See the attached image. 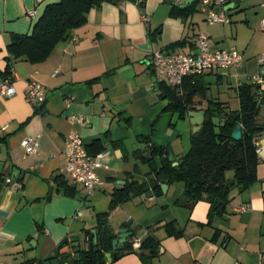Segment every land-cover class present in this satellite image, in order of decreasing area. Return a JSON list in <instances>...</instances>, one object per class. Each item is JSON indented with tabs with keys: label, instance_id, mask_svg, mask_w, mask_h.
Instances as JSON below:
<instances>
[{
	"label": "crops",
	"instance_id": "1",
	"mask_svg": "<svg viewBox=\"0 0 264 264\" xmlns=\"http://www.w3.org/2000/svg\"><path fill=\"white\" fill-rule=\"evenodd\" d=\"M56 1L0 0V71L7 62L11 34L30 32L45 6ZM140 3L104 0L90 8L85 22L56 42L45 58H20L12 64L7 77L15 94H0V126L6 124L0 129V260L52 264L57 259L67 264L62 255L86 249L84 231L97 226L96 213L107 211L106 223L114 233L127 225L141 239L151 233L157 247L151 252L122 246L116 250L121 254L105 258V264H264V151L257 156L254 179L245 187H231L224 207L212 208L205 197L188 202L180 198L183 186L172 183L165 192L148 189L109 209L115 189L149 174V162L143 158L148 143L141 136L167 144L176 159L189 146L178 129L179 120L189 116L165 108L168 100L161 97L155 80L152 48L189 51L193 37L203 32L211 48L237 49L242 56L239 65L199 76L227 110L238 108L237 86L251 83L249 76L261 71L258 56L264 55V0H235L227 8L229 21L212 24L205 21L199 0ZM28 79L44 88L39 106L25 98ZM65 98H71L67 107ZM70 112L82 114L83 122L68 119ZM257 119L262 125L255 136L264 148V101ZM189 127L192 131L191 123ZM71 130L89 150L105 151L97 170L103 183L91 194L64 170L62 146ZM37 133L38 151L26 153L20 139ZM154 162L159 165L158 156ZM121 180L125 182L119 184ZM241 204L248 209L232 210ZM64 238L67 243L57 249Z\"/></svg>",
	"mask_w": 264,
	"mask_h": 264
},
{
	"label": "trees",
	"instance_id": "2",
	"mask_svg": "<svg viewBox=\"0 0 264 264\" xmlns=\"http://www.w3.org/2000/svg\"><path fill=\"white\" fill-rule=\"evenodd\" d=\"M102 1L104 0H58L47 4L33 23L30 32L11 34L6 46L7 62L0 71L1 76L7 77L11 74V67L16 59L38 61L45 58L56 42L68 38L73 28L85 22L86 12L92 7L99 6ZM137 1L139 4L142 0ZM200 74L185 76L177 85L156 80L161 97L168 100L165 108L177 110L180 117H184L189 109L204 110L200 128L189 133V146L179 157L182 162L172 165L166 153L167 144L157 145L149 142V136H141L148 143L143 158L149 162L158 156L159 165L153 169L149 164V174L141 181L127 182L121 188L115 189L111 194L109 209L131 195L142 194L148 189L159 193L161 183H180L188 202L192 203L205 197L211 207L215 208L217 204L214 198L225 202L231 187H245L254 179L257 155L253 139L262 125L257 119L259 103L255 100L254 85L248 82L239 84L238 108L227 110L223 102L214 100L211 94H207L210 85L199 79ZM203 100L205 103L202 106ZM236 123L241 126V136L233 139L230 132ZM86 149L91 154L96 153V150H89L87 147ZM228 170L231 171V175L227 176ZM229 177L235 178V182L226 184ZM107 215V211L95 214L96 227L103 228L97 233L95 242L86 249L78 248L75 255L63 254L62 262L106 263L104 254L111 249V239L115 236L107 226ZM132 236L123 244L125 250L139 251L143 248H149L151 252L156 250L157 242L151 233L141 239L138 248L132 247L130 242ZM121 252H116V257Z\"/></svg>",
	"mask_w": 264,
	"mask_h": 264
},
{
	"label": "built area",
	"instance_id": "3",
	"mask_svg": "<svg viewBox=\"0 0 264 264\" xmlns=\"http://www.w3.org/2000/svg\"><path fill=\"white\" fill-rule=\"evenodd\" d=\"M234 1L199 0V5L205 14L204 19L208 24L215 22L225 23L229 21L225 5ZM33 12L31 10L29 13L33 14ZM141 19L147 21L148 16L142 14ZM260 29L264 30V16L260 19ZM209 44L210 37L203 32H198L193 37V47L189 51L164 53L159 48H152L150 53L155 80L177 85L180 84L185 76L200 74L216 68L235 67L240 64L242 59L241 53L233 46L228 45L220 48H211ZM258 62L261 65V69L264 70V55L260 54L258 56ZM249 79L254 85L255 100L260 104L264 101V73L257 71L251 74ZM15 91V87L9 77H0L1 95L12 96L15 94ZM24 94L30 104L39 106L44 99V88L39 81L28 79L25 82ZM70 102L71 98H65L64 106H69ZM66 117L79 123H82L84 120V116L76 112H70ZM5 127L6 124H3L0 126V129H4ZM39 136L40 133H37L33 136H23L20 139L19 143L26 153H35L38 151ZM253 143L255 145L256 155L261 157L264 148H262L256 136L253 139ZM62 152L65 159V172L75 181L80 182L87 194H91L94 190L102 186L103 179L99 176L97 170L101 165L100 158L105 154L104 150H100L95 154L89 153L80 134L76 130H71L64 137ZM5 180L10 181V178L6 177ZM247 209V204L232 206L233 211ZM130 242L133 248H138L141 238L132 236ZM0 264H10V262L8 260H0Z\"/></svg>",
	"mask_w": 264,
	"mask_h": 264
},
{
	"label": "water",
	"instance_id": "4",
	"mask_svg": "<svg viewBox=\"0 0 264 264\" xmlns=\"http://www.w3.org/2000/svg\"><path fill=\"white\" fill-rule=\"evenodd\" d=\"M189 1H191V0H184V4L189 2ZM232 4H233V2H229V3H227L225 5V7L228 8ZM261 72L264 73V70L261 69ZM207 94L210 95V90H207ZM187 114L189 116V121L192 124V131H196L197 129L200 128V125L202 123L204 110L203 109H198V110L191 109V110L187 111ZM221 124H223V122H221ZM230 136L233 139L240 138V136H241V126H240L239 123H236L233 126V128H232V130L230 132ZM166 153H167V157H168V159H169V161L171 162L172 165H177V164L182 162L181 158H178V159L175 158V156L173 155V153H172L170 148H167ZM149 164L151 165V167L153 169L156 167L154 160H150ZM127 179L130 181L131 180L130 176ZM124 182H125V180H121L118 183L120 184V183H124ZM234 182H235V178H230V179L226 180V184H232ZM160 187H161V190L163 192H165L166 188H167V184L166 183H161ZM239 188H241V186H239ZM180 198H182V199L186 198V194L183 193L180 196ZM214 201H215V203L217 205H220L222 207H224V205H225V202L220 200L219 198H214ZM130 222H131V219H128L126 221L127 224H130ZM102 230H103V228L91 227V228H88V229H86L84 231V238L88 239L89 246H91L95 242L97 233L99 231H102ZM132 235H133V230L129 229L127 225H122V226L118 227L115 230V236L111 239V250L106 251L105 254H104L105 258L107 260H110L111 258L116 257V250L117 249H121L123 244L126 243L129 240V237L132 236ZM66 243H67V239L64 238L57 245V249L60 248L63 244H66ZM72 244L73 245H77L78 242H73ZM51 263L52 264H58V260L57 259H52Z\"/></svg>",
	"mask_w": 264,
	"mask_h": 264
},
{
	"label": "rangeland",
	"instance_id": "5",
	"mask_svg": "<svg viewBox=\"0 0 264 264\" xmlns=\"http://www.w3.org/2000/svg\"><path fill=\"white\" fill-rule=\"evenodd\" d=\"M210 90V89H209ZM184 120L185 121H183L182 119H180L179 120V126H178V129H179V131H180V133H181V135H183V138H185L186 140H188L189 141V133H190V127H189V123H190V121H189V119H188V117L187 116H185L184 117ZM184 125V126H183ZM228 175H231V171L230 170H228L227 171V176ZM230 178V177H229ZM234 187V186H233Z\"/></svg>",
	"mask_w": 264,
	"mask_h": 264
}]
</instances>
